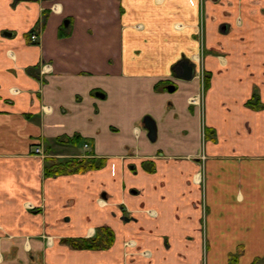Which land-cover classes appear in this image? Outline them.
<instances>
[{
  "label": "crops",
  "instance_id": "obj_1",
  "mask_svg": "<svg viewBox=\"0 0 264 264\" xmlns=\"http://www.w3.org/2000/svg\"><path fill=\"white\" fill-rule=\"evenodd\" d=\"M255 96L264 105V0H0V264L264 259ZM42 146L103 166L46 177ZM101 227L108 249L67 242Z\"/></svg>",
  "mask_w": 264,
  "mask_h": 264
},
{
  "label": "trees",
  "instance_id": "obj_2",
  "mask_svg": "<svg viewBox=\"0 0 264 264\" xmlns=\"http://www.w3.org/2000/svg\"><path fill=\"white\" fill-rule=\"evenodd\" d=\"M47 15H44L42 21L38 24V28L44 27L47 21ZM210 77L206 76L205 84L206 87L209 86ZM248 106L255 110H261L264 108L260 99L255 96L251 101H249ZM209 132V131H208ZM72 143L74 145H78L82 142L80 136L74 137L73 139H63L61 138L59 141ZM46 177H58L63 175H71V174H84L89 171H93L99 169L103 166V161L98 160L95 157L92 158H72L67 160H58V159H48L46 161ZM114 232L108 228H100L97 231L95 237L90 239H70L67 242L76 249H84V250H104L110 248L114 243ZM243 250L239 249L237 254L232 255L230 258V264H236L239 256L242 254ZM263 259L256 260L253 264H259Z\"/></svg>",
  "mask_w": 264,
  "mask_h": 264
},
{
  "label": "water",
  "instance_id": "obj_3",
  "mask_svg": "<svg viewBox=\"0 0 264 264\" xmlns=\"http://www.w3.org/2000/svg\"><path fill=\"white\" fill-rule=\"evenodd\" d=\"M23 1H30V0H23ZM68 22L66 23V25ZM182 69L184 70V73L181 75V78L185 80H191L194 77L195 74V67L193 64L190 62H183L182 63ZM145 122L147 123V129L149 131V138L154 140L156 139V134H157V127L155 122L150 118H146Z\"/></svg>",
  "mask_w": 264,
  "mask_h": 264
},
{
  "label": "rangeland",
  "instance_id": "obj_4",
  "mask_svg": "<svg viewBox=\"0 0 264 264\" xmlns=\"http://www.w3.org/2000/svg\"><path fill=\"white\" fill-rule=\"evenodd\" d=\"M42 27H40V28H38V29H36V30H39V29H41ZM40 32V31H39ZM203 32H204V28H203ZM34 33V32H33ZM67 140H64L63 142H60V141H58L59 143H65V144H68V142H66ZM70 144H72V143H70ZM41 149H42V152L40 153V154H37V155H39V156H41V157H43V158H45L46 160H48V159H58V160H67V159H72V158H57V157H54L55 155H52V154H49L48 153V151H47V149L46 148H44L43 146L41 147ZM50 155V156H49ZM237 254V253H236ZM235 255V254H234ZM259 264H264V259H263V261L262 262H260Z\"/></svg>",
  "mask_w": 264,
  "mask_h": 264
},
{
  "label": "flooded vegetation",
  "instance_id": "obj_5",
  "mask_svg": "<svg viewBox=\"0 0 264 264\" xmlns=\"http://www.w3.org/2000/svg\"><path fill=\"white\" fill-rule=\"evenodd\" d=\"M182 64H180V68L178 69L179 71H178V73H177V76H181L183 73H184V70L182 69ZM206 78V76H204V79ZM144 125L147 127V123L145 122V120H144ZM122 208V210H123V212H124V218L127 220V221H130L131 219V216H130V214H128V212L126 211V209H125V207H121ZM101 228H105V227H101ZM109 228V227H108ZM100 228H98L97 229V231L99 230ZM111 229V228H110ZM112 230V229H111ZM97 231H96V233H95V235L97 234ZM113 231V230H112ZM114 232V231H113ZM95 235L94 236H92V237H90V238H93V237H95ZM114 237H115V233H114ZM90 238H88V239H90ZM99 251V250H98Z\"/></svg>",
  "mask_w": 264,
  "mask_h": 264
},
{
  "label": "built area",
  "instance_id": "obj_6",
  "mask_svg": "<svg viewBox=\"0 0 264 264\" xmlns=\"http://www.w3.org/2000/svg\"><path fill=\"white\" fill-rule=\"evenodd\" d=\"M39 39H40L39 30H36V31H34V33L31 34L30 40L33 44H35L39 41ZM34 152H35V154H40L42 152L41 147H37Z\"/></svg>",
  "mask_w": 264,
  "mask_h": 264
}]
</instances>
